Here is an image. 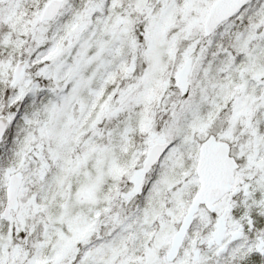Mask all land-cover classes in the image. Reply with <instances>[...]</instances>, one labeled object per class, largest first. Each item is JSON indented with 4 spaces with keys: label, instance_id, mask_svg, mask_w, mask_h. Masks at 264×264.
I'll list each match as a JSON object with an SVG mask.
<instances>
[{
    "label": "snow or ice",
    "instance_id": "obj_1",
    "mask_svg": "<svg viewBox=\"0 0 264 264\" xmlns=\"http://www.w3.org/2000/svg\"><path fill=\"white\" fill-rule=\"evenodd\" d=\"M0 264H264V0H0Z\"/></svg>",
    "mask_w": 264,
    "mask_h": 264
}]
</instances>
